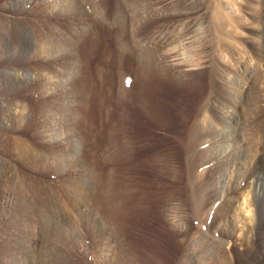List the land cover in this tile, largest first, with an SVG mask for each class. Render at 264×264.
Returning a JSON list of instances; mask_svg holds the SVG:
<instances>
[{"label": "rangeland", "instance_id": "obj_1", "mask_svg": "<svg viewBox=\"0 0 264 264\" xmlns=\"http://www.w3.org/2000/svg\"><path fill=\"white\" fill-rule=\"evenodd\" d=\"M80 1L0 0V264H245L264 0Z\"/></svg>", "mask_w": 264, "mask_h": 264}, {"label": "bare ground", "instance_id": "obj_2", "mask_svg": "<svg viewBox=\"0 0 264 264\" xmlns=\"http://www.w3.org/2000/svg\"><path fill=\"white\" fill-rule=\"evenodd\" d=\"M78 3H80L81 1L80 0H74ZM85 3V2H84ZM81 5V4H80ZM79 6V5H78ZM82 7V6H80ZM120 8V7H119ZM80 26V25H79ZM114 26V25H113ZM83 28V27H82ZM13 32H14V37L17 41L18 44H23L24 42H26L28 40V36H29V31L28 29H26V27H23L21 26L20 24H17L15 26L14 29H12ZM15 30V31H14ZM12 32V33H13ZM77 36V35H75ZM135 37V36H134ZM60 38V37H59ZM77 38V37H76ZM68 39V38H67ZM31 40V39H30ZM56 41V40H55ZM61 42H59L60 44ZM70 43V41H69ZM62 44V43H61ZM74 44V47H75V40H73V43H72V46ZM53 45V44H52ZM79 46V45H78ZM146 57V56H145ZM76 66V65H75ZM78 67V66H77ZM72 69V67H70ZM69 69V70H71ZM74 69V67H73ZM66 73V72H65ZM69 73V72H68ZM146 72H144V75H145ZM67 74V73H66ZM143 75V76H144ZM75 79V78H74ZM240 122V121H239ZM237 123V122H236ZM244 123V122H243ZM241 126V125H240ZM118 148H121L122 151H123V147L122 146H118ZM121 151V150H120ZM263 157V156H262ZM264 158V157H263ZM253 183H254V187H255V194H256V198L258 200V206H257V215L259 217V225H258V241H257V244L255 246V252H252L253 254H248L247 255V258H246V263L245 264H264V168L263 170H259V172L256 174V176L254 177V180H253ZM123 200V199H122ZM129 200V199H128ZM45 201V200H44ZM110 203V202H109ZM122 203V202H121ZM41 204V203H40ZM107 204V203H106ZM121 206V205H120ZM123 206V205H122ZM47 207V206H46ZM42 208V206H41ZM120 208V207H119ZM243 209L244 211H249V208L247 207V201H244V206H243ZM45 209V208H43ZM123 210V208H121ZM125 210V209H124ZM40 211V210H39ZM42 211V210H41ZM46 211V210H45ZM240 211V210H239ZM251 211V210H250ZM242 212V211H241ZM42 213V212H41ZM110 213V212H109ZM243 213V212H242ZM246 213V212H245ZM40 214V213H38ZM50 214L48 213H43L40 214V218H41V221L44 225V227L46 229L49 228V217ZM110 217V216H108ZM38 218V217H37ZM112 218V217H111ZM114 219V217H113ZM122 223V222H121ZM261 235V237L259 236ZM204 236V235H203ZM49 239H48V242L49 241H52V239L50 240L51 238V232H49L48 236H47ZM188 239V238H187ZM190 243V242H189ZM191 245V244H190ZM188 253V252H187ZM186 254V253H185Z\"/></svg>", "mask_w": 264, "mask_h": 264}]
</instances>
